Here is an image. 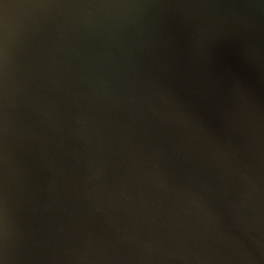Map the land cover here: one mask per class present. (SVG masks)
<instances>
[{
  "label": "water",
  "instance_id": "95a60500",
  "mask_svg": "<svg viewBox=\"0 0 264 264\" xmlns=\"http://www.w3.org/2000/svg\"><path fill=\"white\" fill-rule=\"evenodd\" d=\"M0 264H264V0H0Z\"/></svg>",
  "mask_w": 264,
  "mask_h": 264
}]
</instances>
